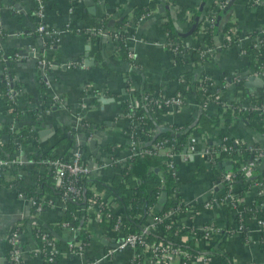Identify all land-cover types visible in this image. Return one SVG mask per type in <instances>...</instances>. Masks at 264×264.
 Returning <instances> with one entry per match:
<instances>
[{
    "label": "crops",
    "instance_id": "0c3cea01",
    "mask_svg": "<svg viewBox=\"0 0 264 264\" xmlns=\"http://www.w3.org/2000/svg\"><path fill=\"white\" fill-rule=\"evenodd\" d=\"M213 1L175 0L165 3V0H93L95 8L89 10L90 0H76L74 12H70V0H45L44 21L58 30L57 42L46 46L45 41L49 35L37 34L35 31L38 19L33 10L36 1L0 0V144L6 145L9 131L16 132L21 128H29L27 141L19 146L22 163H19L18 173L23 181L33 183L39 172L44 171L43 166L34 165L29 155L47 149L52 153L68 156L75 149L81 150V158L92 167L91 175L112 179L119 168L102 165L104 160L101 157L104 159L107 157L108 150L105 145L110 139L113 138L118 142L126 140L121 125L120 103L131 96V91L126 90L124 85L127 78L130 79L132 88L145 84L147 88H161L164 93L169 94L181 87L178 79L184 72H191L194 78L205 73L218 84L222 82L223 77H226L228 83L222 85L223 96L229 100L238 97L243 87L230 82L229 77L235 71L243 73L249 71L248 57L240 51L238 44L218 48L210 58L197 65H193L190 61L185 63L174 61L172 54L164 46L166 34L162 30V22L168 18L175 30L186 36L185 38L189 35L186 32L190 29V21L180 19L176 15L174 9L177 6H198L202 2L209 6ZM151 3L154 4L150 6L148 15L136 19L134 7L151 5ZM159 4L163 6L162 10H159ZM231 5V12H228L230 21L237 24L244 32L264 26V17L256 16L253 8L247 6L244 0H233ZM83 11H87L92 17V23H88ZM124 15L127 19L124 26L127 33L126 42L142 69L134 67L129 60L121 58L111 41L110 31L116 30V22ZM102 17L108 19L107 24H103L107 33L98 36L88 33L86 28L93 26ZM68 23H70L69 29H66ZM217 38L220 42V36ZM8 50H16V57L8 60L5 55ZM70 61L75 64L70 65ZM102 61L107 66H103ZM260 76V85L257 87L264 89V72ZM4 79L10 81V85L15 90L18 116L7 103L4 86L8 87V83ZM42 81L46 85L43 90ZM184 86L188 88L189 82H185ZM86 87L93 91L89 89L86 91ZM251 87L244 86V89L246 91ZM94 89H97V95ZM101 94L104 95L105 100L100 99ZM45 96L54 99L56 103L54 102L51 107L46 106L42 98ZM185 99V107L181 111L166 112L163 116L164 122H182L196 115L195 98L190 88L187 89ZM215 110L216 107L211 105L209 111L215 112ZM78 113L92 124L88 134L83 130L77 131ZM261 124L264 127V119ZM58 129L61 132H58ZM72 134L74 138L69 140ZM84 134L87 135V139L92 138L91 134L99 136L100 157L92 153L89 144H80L79 137ZM220 134L237 138L246 144L264 145V132L250 127L242 118L233 119L229 125L220 124L214 127L212 132H207L208 141L218 142ZM62 136H65L66 140L58 143L57 140ZM115 155L119 158L125 157L126 146L116 148ZM200 164L204 166L203 170H198ZM178 172L179 196L187 207L172 214L173 222L185 228L191 226L199 229L204 223L214 221L220 228L224 227L227 222L226 214L216 199L223 192L224 186L215 180L217 174L205 166L201 158L190 155L187 158L182 155L178 157ZM5 176L11 177L7 172ZM50 180L53 181L54 178L50 177ZM232 188L237 193H241L240 198L245 203L255 201V190L248 188L242 190V184L236 181L232 182ZM49 197L51 203L42 207L37 213L31 214L30 200L19 196L15 188L0 182V264H13L4 251L1 240L8 235L13 224L26 218L27 222L20 231L22 263L43 264L32 225L38 223L46 226L48 223H55L64 212L63 203L52 194H49ZM102 197L115 213H122L121 205L110 193L102 190ZM208 198L214 199V203L210 207H204L203 201ZM157 210V207L152 208L153 213ZM230 212L231 223L235 228L234 212L231 210ZM82 215H85V226L90 239L80 254L63 252L59 264H85L104 254L121 238L120 232L100 225L94 205L79 206L74 216ZM152 217V214L149 215L144 225H150ZM154 227L152 228L155 229ZM243 230L244 238L241 237V231L237 230L227 235V251L233 256L235 264L262 263L264 248L260 245L261 226L257 223L256 217L247 216ZM52 233L68 241L78 233V227L56 226L52 229ZM178 239L180 243H186L191 239L200 250H205L212 244L211 240L197 235L196 231L181 234ZM133 251L132 248H127L114 252L110 257L102 258L95 264H128ZM138 264L182 263L177 258L162 262L142 257ZM196 264L210 263L198 261Z\"/></svg>",
    "mask_w": 264,
    "mask_h": 264
},
{
    "label": "trees",
    "instance_id": "16d2710c",
    "mask_svg": "<svg viewBox=\"0 0 264 264\" xmlns=\"http://www.w3.org/2000/svg\"><path fill=\"white\" fill-rule=\"evenodd\" d=\"M71 1L72 0H70V3ZM168 1L173 2L175 0H165V3ZM153 4L151 3V5L136 6L134 7V12L136 14L147 12L150 10V6ZM211 6L212 5L206 6L204 2H202L198 6H177L174 10L180 19H186V10L191 11V17L189 20L191 29L190 34L193 35L198 31L199 23L203 17V12L207 8H211ZM252 7V10L255 12L256 16L264 17V6L262 4ZM230 9L231 7L218 9L214 17V26L209 28L210 36L207 38V40L216 51L218 50L219 45L225 47V45L228 44V41L220 43L216 36H220L221 31L229 29L233 25L229 18L230 14H228ZM83 15L86 17L89 24L92 23V17L88 15L87 11H83ZM169 19L170 18L162 22V30L170 31L172 34L181 39L185 38L186 36H183L173 28V25H171V21ZM107 20L108 19L106 17H102L100 19L104 25L107 24ZM126 23L127 19L125 15L116 22V26L119 29L120 35H124L126 33L124 29ZM255 31L257 32L258 30ZM36 33L46 35L44 32L36 31ZM56 42L57 41L54 38L47 36L45 45H52ZM100 45L101 44H99V46ZM195 47V49L191 50L190 54L195 55L197 53V46L195 45ZM178 48L182 49V52L187 51L184 49V46H179ZM245 49L246 52L250 54L248 66L254 71L261 70V68L264 67V47L247 45ZM127 51L128 49L124 43V40H120V47L118 49L120 57L125 60H129ZM5 55L8 60H11L16 57V50H8L5 52ZM207 57L208 55H205L204 59L200 62L194 58L193 62L195 65H197L198 63L208 59ZM175 59L179 62L190 61L188 55L184 56L181 54L176 55ZM102 64L103 66H107L103 61ZM4 75H6L5 72ZM183 76L184 78L190 79L191 88L194 95H197L201 92L199 89H197V80L192 76L191 72H185ZM4 80L5 82L7 81V79ZM124 85L126 90L130 89L129 78L126 79ZM45 86L46 85L43 84L42 81V90L45 88ZM239 86L241 88L243 87L241 94L239 97L232 99L231 105L227 106V108L219 106L216 108L215 112H210L209 110L199 108L196 115L191 119L174 123H166L163 121V116L168 111V108L166 103H164V96L160 93V91H162L161 88L154 90L148 89L145 84L135 87L133 90V95L138 99L139 103H141V106L137 108L133 107V109L130 110V100L123 99L120 103V118H122L121 125L123 130H136L137 136H135V138L138 140L137 148L141 151V153L136 156L126 158L123 166L119 169V171L114 173L112 179L110 180L96 177L91 174L76 176H69L68 174H65L61 178L60 183L55 184L50 180V177L54 175V172L53 167L49 164V160L58 154L52 153L50 149H47L45 151L32 152L29 155L35 166L39 167L41 165L44 168V171L39 172L35 182L25 183L23 181V178L18 173V166L20 164H11L8 166L7 173H9L11 177L6 178L5 173H2L0 174V182L8 186L13 184L19 186L20 190L18 189L17 192L21 191L22 195L26 198H29L31 201V214L37 213L40 211V209H42V207H45L52 202L49 194L54 195L58 200L63 202L64 212L59 221L55 223H48L46 225V227L49 229L47 234L49 237H54V234L52 233V229L54 227L61 226L63 222H68L70 225L78 227V233L74 240L87 243L90 239V234L85 226V215L75 217L74 212L79 206H87L90 204V198L93 196L96 199L94 203L101 212V220L99 221L100 225L109 228L117 227V229L123 234L129 232H138L143 228L149 215L152 214L154 216H159L172 208H175L179 211L184 210L187 207V205L184 203L179 202L178 196H174V194L179 190V172L178 175L172 173V169L169 168L167 164L168 158L163 154L162 147H158L156 144L162 140H167V143L165 144L167 145L168 143L170 144V141L173 138H175L177 149L182 150L186 142L192 139V132L197 135L206 132H212L214 127L220 124L229 125L235 118H242L250 127L264 132V127L261 124L264 119V111L248 107L249 105L254 106L264 104V89L259 87L257 88L256 92L249 94L247 90L245 91L243 84H240ZM87 89L89 88L87 87ZM7 91L8 87L6 85L4 86V95L7 99V103L12 107L13 113L18 116L19 111L17 110L16 98H9ZM89 91L92 92L93 89H89ZM94 92L98 93L97 89H94ZM148 93H153L152 96L154 97L152 98L156 99L157 101L150 102L147 98H150L151 94ZM144 96H147V98L144 99ZM42 98L48 107H51V105L55 102V100L50 97V101L48 102L49 98L47 96ZM142 102H144V104H142ZM242 106H247L248 108L243 109L241 108ZM131 111L132 115L137 118L138 125L133 123L130 124L128 123L127 119L123 118L127 112ZM80 124V128H78L77 131L83 130L88 134L92 124L85 118L81 119ZM162 126H166V128H163ZM58 132H61V130L58 129ZM224 135L225 134H220L219 138ZM28 137V127L21 128L16 132L9 131V138L6 145L0 144V157L8 159L12 158L13 154L11 153V149L18 148L22 143L27 141ZM73 138L74 137L70 135L69 140H72ZM65 140L66 137L62 136L57 140V142L60 143ZM128 143L129 142L127 140L124 142H118L112 138L106 143L105 147L108 150V155L114 157L115 149L128 146ZM227 143L232 145L231 152L226 153L221 151L217 156V161L212 165L210 170L214 173H217L219 169L225 167V158L231 157L233 159L232 170L235 171L234 182H240L242 184V190L246 189L249 187L250 180L244 177L238 167L240 165L239 163L241 159H248L252 156V151L245 143H242L241 145H235L233 141L230 140V138H227ZM145 150H149L150 152H146ZM203 169L204 166L200 164L198 166V170ZM254 177L257 179L264 178V167L261 170H258ZM71 182L79 188L77 193L68 191V186ZM93 189L100 191L106 190L108 193H110L114 197V200L121 205L123 218L111 212L110 207L105 205L100 201L99 198H97V196L94 195ZM163 191L166 192V198L164 202H159V196ZM241 192L243 193V191ZM262 201L263 196L256 195L255 201L251 202L249 205V214L256 216L258 219H261L264 222V206ZM217 202L225 211L227 222L224 227L219 229L217 234H211L210 240L212 241V244L207 246L205 250H200L198 247H196L192 243L191 239H189L186 243L179 242V235L191 233V226L185 228L181 225L172 223V214L163 216L155 226L156 231L155 229L150 230L147 233V238L149 240H158L165 244H171L173 246L184 248L193 254L204 252L208 256L213 255L216 257L218 264H235L233 256L226 249V237L229 234L230 228L233 227L231 223L230 205L220 200ZM154 207L158 208L155 213L152 211V208ZM26 222L27 218L19 220L13 224V226L10 228V232L13 230L21 231ZM32 227L33 233L37 239L39 251L43 257V264H59L62 253L69 251L68 241L59 237L54 239V244L59 252L57 254L56 260H48L47 253L44 251L45 240L42 239L41 232L36 229L37 227ZM9 234L1 240V244L6 254L10 257V252L13 245L9 241ZM196 234L201 236L203 232L197 230ZM261 235L262 237L260 240V245L264 248L263 226H261ZM241 237H245L244 230L241 232ZM13 264L16 263L13 262Z\"/></svg>",
    "mask_w": 264,
    "mask_h": 264
},
{
    "label": "built area",
    "instance_id": "2783aa9c",
    "mask_svg": "<svg viewBox=\"0 0 264 264\" xmlns=\"http://www.w3.org/2000/svg\"><path fill=\"white\" fill-rule=\"evenodd\" d=\"M36 4L33 10V13L37 17V24H36V31L44 32L50 37L54 38L57 41V35L58 30L54 27H52L50 24L46 23L44 21V7H45V0H35ZM229 0H214L211 4V8H207L203 12V17L201 18V22L199 23V28L196 34H189L188 38H179L176 35L172 34L170 31H164L166 34V40L164 43V46L168 49L170 54H172V57L174 58V61L179 62L175 59V56L178 54L181 55H188V58H190V62L194 64L193 59L196 58L197 61H202L205 57V55H208L207 58H210L212 54L216 51L208 42L207 38L210 36L209 28H212L214 26V17L216 14V11L218 9H222L224 7H227ZM76 0L71 1V5L69 6V11L74 12V6H75ZM245 4L249 6L250 8L252 6H256L259 4H262L264 6V0H244ZM232 6V5H231ZM229 6V7H231ZM253 8V7H252ZM251 8V9H252ZM150 12H143L140 14L135 15L136 19H142L148 13ZM231 12V9L229 10V13ZM228 13V14H229ZM191 17V11L186 10L185 12V18L189 21ZM233 25L226 30H223L220 32V43L224 41H228V44L225 45L224 48L230 47L233 44H238L239 49L241 52L247 55L248 60L250 58V54L246 52V46L247 45H253L256 47H264V26H262L259 29H253L249 32H244L239 26L235 23H232ZM70 23L67 24L66 29H69ZM88 33L98 36V35H104L107 32L104 30L103 24L100 20H98L93 26H89L86 28ZM255 30H258L257 32ZM255 32V33H254ZM110 38L113 42L116 50L118 51L120 47V40H124V43L128 49L127 56L129 61L134 67H140L142 69V66L138 61L134 59V52L129 49V46L126 42V35H120L119 29L116 28L114 31H110ZM218 37V36H216ZM247 41L245 44H242L241 42ZM195 45L197 46V53L195 55L190 54L191 50L195 49ZM179 46H184V49L187 50L186 52H182V49L178 48ZM222 46L219 45V49ZM189 62V61H185ZM183 62V63H185ZM54 64V63H53ZM70 65H73L72 61L69 63ZM199 64V63H198ZM264 67L261 68L259 71H254L249 67V71L246 73L235 71L233 74L230 75L229 81L234 83L235 85L243 84L244 82L249 78V76L254 75V84L253 86L247 90L249 94L256 92L258 85H260V75L263 74ZM185 73V72H184ZM183 73V74H184ZM197 80V89H199L201 92L197 95H194L192 88H191V81L190 79L184 78L183 75H180L179 81L181 83V87H178L173 93L166 94L163 91H160L161 95L164 96V103H166V106L168 108L167 112H173V111H181L185 105H186V99L185 94L187 92V89L192 91L194 98H195V106L197 110L199 108H203L205 110H209L211 105H214L216 108L219 106H222L223 108H227V106L231 105V100L226 99L222 94V85H226L228 83V80L226 77H223V80L220 84H218L211 76L208 74L202 73L195 77ZM226 79V80H225ZM189 82L190 86L188 88H185L184 83ZM8 83V97L14 98L15 96V90L10 85V81H7ZM87 88V87H86ZM262 88V87H260ZM150 89V88H148ZM131 96L129 97V100L131 102L130 110L134 108H137L141 106L138 101V99L133 95L134 88L131 87ZM154 90V89H153ZM88 91V89H86ZM156 93V92H153ZM153 93L151 94L150 98H147V96H144L143 98L149 99L150 102H156L157 100L152 98L154 96ZM97 95V93H95ZM239 97V96H238ZM143 99V100H144ZM144 104V102H142ZM249 108H255L260 109L261 111H264V104L262 105H249ZM247 106H242L241 108L245 109L248 108ZM78 121H79V127L80 128V121L83 118L80 113H78ZM123 118L127 119L128 123L138 125V120L136 117L132 115L131 112H127ZM126 140L129 142L128 146H126L127 149V155L125 157L119 156H110L107 155V157L102 160H104L102 165H110V166H116L117 168H121L126 160V158H130L133 156H136L141 153V151L137 148L138 140L135 138L137 136L136 130H123ZM92 138L97 137L99 139V136L96 134H91ZM77 138V137H76ZM191 138L189 141L186 142L184 148L182 150H178L176 147V140L173 138L170 141V144L165 145L167 143V140H162L156 146L162 147L163 154L166 155L167 164L168 167L172 169V173L175 175H178V157L182 155L184 158H187L188 155L191 157H197L201 158L203 164L205 166H208L210 169L212 165L217 161V156L221 151H224L226 153H230L232 150V145L227 143V138H230L231 141L235 145H241L244 143L243 141L230 137L227 135H224L220 137L219 141L216 143H211L208 141L207 132L203 134H195L191 133ZM78 139V138H77ZM246 144V143H245ZM248 148L252 151V156L248 159H241L240 165L238 169H240L241 173L244 175V177L248 180H250L249 183V190H255L256 195H262L264 198V178L257 179L254 177L255 173L258 170H261L264 167V145H252V144H246ZM239 150V149H238ZM146 152H150L149 150H145ZM11 153L13 154L12 158H3L0 157V174L8 172L7 167L11 164H19L22 163V159L19 157V147L15 149H11ZM232 158L226 157L224 162L230 163L231 167L226 168L223 167L222 169H219L216 173V179L219 183H222L224 186L223 192L220 194L219 197H217V200H220L222 202H225L230 205V210L234 212L235 216V228H230L229 233H232L234 231H241L243 228H245V219L247 216H254L250 215V203H245L240 198V193H237L232 188V182L234 181V174L235 171L232 170ZM49 164L53 167L54 175L52 176L54 178L53 182L55 184H59L61 181V178L68 174L69 176H76V175H89L91 174L92 167L87 163L86 160H83L81 158L80 151L78 149H75L71 155H62L58 154L51 158L49 160ZM245 186V185H244ZM243 186V187H244ZM10 187L15 188L17 191L20 190L19 186L13 184ZM247 189V188H246ZM68 191L77 193L79 191V188L74 184L70 183L68 186ZM93 193L97 198L100 199L101 202H103L105 205L109 206L107 204V201L104 200L102 197V190H96L93 189ZM19 196H23L21 191L17 192ZM109 194V193H108ZM161 195V194H160ZM255 195V196H256ZM174 196H178L179 202L183 203V200L179 196V190L177 193L174 194ZM29 199V198H28ZM30 200V199H29ZM95 198L94 196L90 198V204L88 205H94L97 210V220H101V212L99 208L95 205ZM216 200V201H217ZM214 199L208 198L203 201L204 207H210L213 205ZM31 202V201H30ZM63 203V202H62ZM264 203V201H262ZM87 205V206H88ZM64 206V204H63ZM41 210V209H40ZM111 212L115 213L111 208ZM177 209H169L165 213L159 216L152 217V222L150 225H144L143 228L138 232H129L126 234H123L121 231L117 229V227L112 228L113 230H116L121 233V238L118 240L117 246H113L110 249H108L104 254H102L99 257H96L92 260H89L85 264H95L96 262L100 261L102 258H107L112 255L114 252H118L121 250H125L127 248H132L133 255L130 258L128 264H138L142 257H147L149 259L154 260H160L162 262H168L174 258H177L180 260L182 264H196L198 261H201L203 263H210V264H218L217 259L215 256L211 255L208 256L204 252H198V253H190L184 248L173 246L171 244H165L161 241L156 240H149L147 238V233L152 230L154 226H156L157 222L161 220L163 216H168L170 214H173L177 212ZM180 211V210H179ZM117 214V213H115ZM121 218H123V214H117ZM256 217V216H254ZM256 221L260 226H263L264 228V222L261 219H258L256 217ZM174 223V222H172ZM32 226H36L37 230L41 232L42 239L45 240V247L44 251L47 253V259L48 260H56L57 254L59 250L54 244V239L57 237H49L48 231L49 229L46 226H43L42 224L34 223ZM61 226H72L68 222H63ZM33 228V227H32ZM155 228V227H154ZM220 227L214 222L209 221L204 223L202 226L199 227V229H194L191 227L192 231H202V236L206 239L210 240L212 233H218ZM236 229V230H235ZM9 234V233H8ZM77 235V234H76ZM75 235V236H76ZM48 236V238H47ZM75 236L68 240V246H69V253L72 254H80L83 251L84 245L86 242H80L79 240H74ZM9 241L12 243L13 247L10 252V259L12 262H15L16 264H23L21 257H20V230H13L9 234ZM39 251V248H38ZM40 252V251H39ZM260 264H264V261Z\"/></svg>",
    "mask_w": 264,
    "mask_h": 264
},
{
    "label": "water",
    "instance_id": "95a60500",
    "mask_svg": "<svg viewBox=\"0 0 264 264\" xmlns=\"http://www.w3.org/2000/svg\"><path fill=\"white\" fill-rule=\"evenodd\" d=\"M232 2H233V0H229L228 1V4H227V6L229 7V6H231V4H232ZM90 9L89 10H92V9H94L95 7L93 6V0H90ZM158 7H159V10H162V5L161 4H159L158 5ZM94 11V10H93ZM111 21H113V20H111ZM191 33V29H189L187 32H186V34H190ZM87 60H88V57H87ZM6 63H8V62H6ZM65 65V64H64ZM63 65V66H64ZM65 67V66H64ZM10 77V76H9ZM253 84H254V75H251V76H249V78L244 82V86L245 87H250V86H253ZM100 99H102V100H105V97H104V95L103 94H101V98ZM163 128H166V126H162ZM72 136H73V134H72ZM79 139H81L80 140V144H89V146H90V149H91V151H92V153L95 155L96 154V156L97 157H100V155L98 154V139H97V137H95V138H90V139H87V135H82L81 137H79ZM81 151V150H80ZM102 159H103V157H101ZM224 164H226V168H230L231 167V165H230V163H228V162H224ZM156 170H157V168H156ZM165 198H166V192L165 191H163L162 193H161V195L159 196V202H164V200H165ZM117 244H118V241L117 242H115L114 244H113V246H117Z\"/></svg>",
    "mask_w": 264,
    "mask_h": 264
}]
</instances>
